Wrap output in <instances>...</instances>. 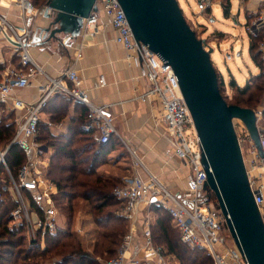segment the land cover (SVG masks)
Listing matches in <instances>:
<instances>
[{
  "label": "built area",
  "instance_id": "built-area-1",
  "mask_svg": "<svg viewBox=\"0 0 264 264\" xmlns=\"http://www.w3.org/2000/svg\"><path fill=\"white\" fill-rule=\"evenodd\" d=\"M12 1L18 6L22 18L39 14L44 9L35 8L31 0ZM198 2L200 14L211 12L216 3L222 8L221 1ZM96 4L115 30L114 41L124 48L126 58L140 61L144 68L149 88L136 99L148 102L152 97L158 101L164 125L162 136L174 157L188 169L184 188L173 193L146 166L136 150L124 142L130 157L131 171L121 177L112 193L121 201L116 214L126 220L127 230L116 254L106 259L98 258L99 262L174 264L173 256L167 254L162 245L155 244L153 239L151 208L157 207L170 217L180 242L192 248L205 249L212 264H248L227 232L225 218L217 202L206 198V175L201 163L199 140L172 68L165 65L146 45L134 40L117 0H96ZM83 22L85 29L95 27L97 15L92 13ZM246 32L250 37L260 32L263 34L256 45V69L257 74L264 77V5L257 7L254 16L247 21ZM33 35V29L26 25L19 28L0 14V41L8 44L18 57L17 65H7L0 73V105H3V108L0 107V115L7 111L12 113L15 124L12 139L4 148L0 147V202L8 197L15 204L9 213V227L22 226L27 243L44 247L45 236L60 228L61 215L53 200L57 191L56 185L46 176L49 164L48 149L38 140L40 115L49 98L54 94H62L82 103L86 107V120L82 128L91 134L96 143H106L111 136L122 139L113 125L110 105H98L89 99L82 87V78L75 69L68 67L58 78L45 76L30 52ZM204 47L206 49V42ZM37 74H43L47 78V82L39 86V97L33 102H25L17 97L16 93L29 86L30 79ZM99 81L101 85L105 84L103 76ZM252 111L263 156L259 155L243 122L237 118L233 119V126L248 183L264 223V90L260 102ZM46 124L52 125L50 121ZM13 144L26 156L16 171H13L5 160V154ZM75 231L81 232L78 225ZM56 261V258H52L42 264H56Z\"/></svg>",
  "mask_w": 264,
  "mask_h": 264
},
{
  "label": "water",
  "instance_id": "water-1",
  "mask_svg": "<svg viewBox=\"0 0 264 264\" xmlns=\"http://www.w3.org/2000/svg\"><path fill=\"white\" fill-rule=\"evenodd\" d=\"M117 1L134 40L157 54L178 80L201 148L204 190L214 194L231 239L248 264H264V223L233 126V119L241 120L263 156L252 109L226 102L210 51L186 22L177 0ZM97 10L96 0H47L39 14L49 23L35 29L32 44L62 35L75 39L83 20Z\"/></svg>",
  "mask_w": 264,
  "mask_h": 264
},
{
  "label": "trees",
  "instance_id": "trees-1",
  "mask_svg": "<svg viewBox=\"0 0 264 264\" xmlns=\"http://www.w3.org/2000/svg\"><path fill=\"white\" fill-rule=\"evenodd\" d=\"M31 1L35 6L44 7L47 0ZM222 1L223 14L228 17L230 0ZM262 37V32L250 37L249 54L256 65L258 64L256 45ZM3 69L4 66L0 64V73ZM218 84L221 91L223 82L218 79ZM230 85L231 90H234L232 97L228 98L221 92L226 102L252 109L260 102L264 90V77L258 73L251 75L243 86L234 80L230 81ZM60 99L62 111L58 110L57 114L50 115L53 121L63 117L65 106L69 103V97L61 95ZM47 104L44 110L48 111ZM81 108L83 118L80 117L77 122L73 121L66 134H54L45 125L41 123L38 125V140L40 139L47 149L51 150L46 176L56 185L57 191L53 195V200L65 218V228L47 234L44 247L40 244L27 243L22 226L9 227V213L15 204L5 197L0 202V264H42L52 258L57 259L56 264H101L98 258L106 259L116 254L127 230L126 220L114 214L121 201L112 191L120 179L118 181L113 177H105L98 172V168L107 162L108 154L121 143L115 136H111L106 143H96L91 134L82 128L86 120V107ZM14 132L13 114L0 115L1 148L9 143ZM25 158V153L14 144L5 154L6 163L13 171H16ZM206 198L216 202L211 191L206 192ZM77 200L85 202L83 208L88 219L82 222L83 226L86 222L93 226L92 230L87 232L92 237L87 239L86 244L74 229ZM151 214V230L155 244L162 245L167 254L175 256L179 264H212L205 249L189 247L180 242L179 235L177 240L169 235L171 219L165 211L152 207ZM172 228L176 230L173 226Z\"/></svg>",
  "mask_w": 264,
  "mask_h": 264
},
{
  "label": "crops",
  "instance_id": "crops-1",
  "mask_svg": "<svg viewBox=\"0 0 264 264\" xmlns=\"http://www.w3.org/2000/svg\"><path fill=\"white\" fill-rule=\"evenodd\" d=\"M238 2L240 6L245 5L246 18L253 17L256 8L264 5V0ZM34 7L42 9L43 6L34 5ZM231 8L230 0V11ZM0 14L6 16L17 27L26 25L34 31L38 26L47 27L49 23V19L39 14L20 17L19 8L12 0H0ZM95 14L97 15L95 27L85 29L83 23L80 35L75 39L63 35L54 40L42 38L39 42L30 45L31 55L42 68L45 76L50 78H58L68 67L75 69L82 78V87L86 90L89 99L98 105H110L113 125L122 140L119 139L121 144L108 154L107 162L99 166V173L102 166L110 164L111 158L121 149L122 154L130 158L128 153H125L127 150L124 142H127L168 188L175 189L177 186L175 192L181 191L185 186L188 169L174 157L162 136L164 125L161 121L160 105L152 97L148 102L136 99L149 88L144 76V68L140 61L126 58V51L114 41L116 32L109 25L101 8L98 7ZM17 62L18 57L12 52L11 47L0 41V64L6 67L17 65ZM45 76L37 74L32 77L29 86L16 93L17 97L25 102L36 100L40 95L39 86L47 82ZM101 76L105 79L104 85L100 84ZM61 95H52L48 100L46 108L48 111L43 110L40 115V123L54 134H66L73 121L77 122L80 117L83 118L81 107L84 105L69 98L63 117L58 121L50 119L52 113L57 114L58 110L62 111ZM0 107L3 108V105ZM7 113L8 111L3 114ZM47 121L52 125H47ZM120 175L117 176L121 178Z\"/></svg>",
  "mask_w": 264,
  "mask_h": 264
},
{
  "label": "rangeland",
  "instance_id": "rangeland-1",
  "mask_svg": "<svg viewBox=\"0 0 264 264\" xmlns=\"http://www.w3.org/2000/svg\"><path fill=\"white\" fill-rule=\"evenodd\" d=\"M216 1H221L223 3L222 0H215V2ZM238 1L239 0H231L232 8L230 15L225 17L218 3L213 5L211 12L200 14L198 0H177L188 25L195 31L197 37L205 40L206 50L210 51L211 62L218 73L219 80L223 82L221 92L228 98L232 97L234 93V90H231V80L243 86L251 75L257 74L256 64L249 54L250 36L246 32L247 20H250L252 16L246 18L245 5L240 6ZM39 142L45 146L40 139ZM126 152L127 151H125V153ZM117 153L115 157L111 158L110 164L103 165L100 171L105 177H113L119 181L121 178L117 175L121 173V177L127 175L131 171V168L129 159L122 154L123 150L121 149ZM50 154L51 150H49L47 154L48 158ZM138 155L141 157L139 153ZM143 162L149 168V165L144 160ZM176 187L175 189L169 187V190L174 193L177 190ZM76 204L74 227L76 228L77 225L80 227L81 232L76 233H78L86 244L87 239L92 237V235L87 234V232L92 230L93 226L89 222H86L85 226H83L82 222L88 219V216L85 214V209L83 208L85 202L77 200ZM117 209L114 210L115 215H117ZM65 226L66 221L61 214L59 216V227L65 228ZM172 226L169 220V235L177 240L178 233ZM226 229L229 233L228 228ZM171 256H173V263L179 264L175 256Z\"/></svg>",
  "mask_w": 264,
  "mask_h": 264
}]
</instances>
